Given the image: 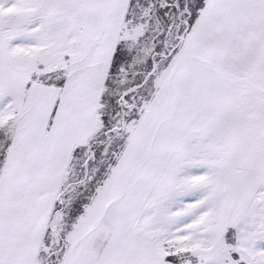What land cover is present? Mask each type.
I'll list each match as a JSON object with an SVG mask.
<instances>
[{
	"label": "snow or ice",
	"instance_id": "6c2138e0",
	"mask_svg": "<svg viewBox=\"0 0 264 264\" xmlns=\"http://www.w3.org/2000/svg\"><path fill=\"white\" fill-rule=\"evenodd\" d=\"M0 264H264V0H0Z\"/></svg>",
	"mask_w": 264,
	"mask_h": 264
}]
</instances>
